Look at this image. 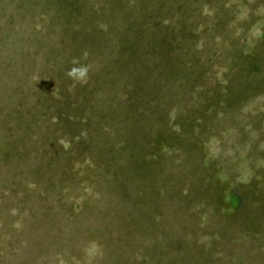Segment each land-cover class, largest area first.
<instances>
[{
    "label": "rangeland",
    "instance_id": "374dc122",
    "mask_svg": "<svg viewBox=\"0 0 264 264\" xmlns=\"http://www.w3.org/2000/svg\"><path fill=\"white\" fill-rule=\"evenodd\" d=\"M7 1L0 264H264V0Z\"/></svg>",
    "mask_w": 264,
    "mask_h": 264
},
{
    "label": "trees",
    "instance_id": "16d2710c",
    "mask_svg": "<svg viewBox=\"0 0 264 264\" xmlns=\"http://www.w3.org/2000/svg\"><path fill=\"white\" fill-rule=\"evenodd\" d=\"M7 4H10V0L6 2ZM3 4L0 5V19L2 17H4V20L6 21L5 26L7 24H10V11L9 12H4V9L2 8ZM190 14H195L194 11H190ZM182 21H184V23H181ZM198 22H201L198 21ZM187 24L186 22V18L182 19L180 21V25L185 26ZM4 30V29H3ZM1 30L0 32H3L2 37L0 38V55L3 53L4 55L2 56L4 59H8V61H10V56H8V52L6 53V51H10V30L7 31H3ZM37 34V36L40 37V40H43V35H44V31L42 32V34H39V32L37 30L34 31V34ZM45 38H46V33H45ZM20 49H22V43L20 44ZM5 52V53H4ZM42 54L44 55V57L40 60H38L35 63H31L26 59V69L28 70L26 72L29 75H36L39 78V82L40 84H38L37 82H35L34 84L31 85L30 89L28 90L29 94V98H27V100L29 102L34 101L39 108L43 109L45 105L46 106V98H47V92L50 90V87H52V84L54 83V79L57 73V67L58 64H56V61L60 60V54L58 55L53 54V52H50L49 47L45 46V44L42 46ZM73 54H77V52L73 53ZM58 55V56H57ZM48 60V62H47ZM66 68H70V64L66 63ZM3 72H5V82H10V71H6L5 68H2ZM21 73H15V71L12 72L11 74V79H14L15 77H19L21 76ZM29 75V76H30ZM99 76H101L99 74ZM41 97V99L39 98ZM39 100V101H38ZM165 108V109H162ZM34 110V108H33ZM167 109L165 106H162L158 111H156L157 114H162L163 112H166Z\"/></svg>",
    "mask_w": 264,
    "mask_h": 264
},
{
    "label": "clouds",
    "instance_id": "9594fccd",
    "mask_svg": "<svg viewBox=\"0 0 264 264\" xmlns=\"http://www.w3.org/2000/svg\"><path fill=\"white\" fill-rule=\"evenodd\" d=\"M76 71H79V74H80L81 77L85 74L83 70H73V72H76Z\"/></svg>",
    "mask_w": 264,
    "mask_h": 264
}]
</instances>
